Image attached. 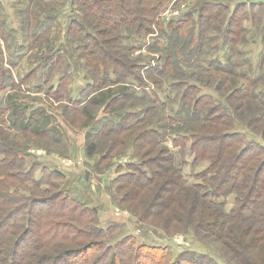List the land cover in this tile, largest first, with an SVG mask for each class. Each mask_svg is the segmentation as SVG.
Listing matches in <instances>:
<instances>
[{
	"label": "trees",
	"instance_id": "16d2710c",
	"mask_svg": "<svg viewBox=\"0 0 264 264\" xmlns=\"http://www.w3.org/2000/svg\"><path fill=\"white\" fill-rule=\"evenodd\" d=\"M66 1L72 11L66 41L73 43L89 81L83 98L66 100L60 109L64 115L71 112L83 118L82 130L86 142L90 141L85 145L87 155L104 153V161L130 147L133 159L117 164V178L110 183L117 204L163 237L189 233L213 245L220 262L188 249L174 254L167 246L139 243L124 233L109 242L117 227L101 228L97 210L62 188L61 172L43 169L36 180L31 168L24 169L25 157L3 145L0 264H264V73L253 78L239 72L230 60L223 66L220 61L206 65L197 59L202 50L218 51L222 44L228 45L230 54L242 56L237 47L251 34L242 24L247 21L254 28L259 22L254 9L259 5L200 0L197 12L180 13L163 23L162 14L172 0ZM225 12L229 15L223 21L224 30L208 37ZM54 13L51 10L42 20L29 21L25 11L23 23L33 43L57 28ZM1 24L0 29L5 25ZM164 24L171 31L170 36L161 35L165 43L152 36L154 26L161 30ZM251 35L264 38V21ZM147 38H153L147 53L158 54L154 66L143 63L142 53L134 57ZM186 39L194 47L179 49ZM213 40L223 43L213 49L205 46ZM165 70H171L168 87L176 93L182 119L181 124L169 119V141L166 134L148 127L155 107L147 104L149 90L144 89L143 80V73L161 76ZM152 83L159 87L158 82ZM17 86L0 61V92ZM45 86L55 102L64 101L67 92L60 82L53 88L46 80L36 90ZM202 89L215 90L220 97ZM5 101V108L0 101V118L3 122L8 114V129H21V125L30 129L31 124L9 119L16 110L23 113L24 105L8 96ZM117 101L121 110L124 101L145 107L118 114L119 109H111ZM90 106L108 114L96 118ZM46 126L47 120L36 127L35 134L53 137L57 128ZM249 134L262 143L249 140ZM199 163L207 166L195 175L200 182L191 184L182 168ZM229 196L234 202L226 210Z\"/></svg>",
	"mask_w": 264,
	"mask_h": 264
},
{
	"label": "rangeland",
	"instance_id": "374dc122",
	"mask_svg": "<svg viewBox=\"0 0 264 264\" xmlns=\"http://www.w3.org/2000/svg\"><path fill=\"white\" fill-rule=\"evenodd\" d=\"M32 1V3L28 4L25 2L15 3L10 6L9 10H7L8 6H5L0 12V26H2L1 22L5 24L0 29V61L2 66L8 70L13 82L18 84L15 90L6 89V91L0 92L1 107L5 108V103L3 102H6L7 96L15 99L17 103L21 102L25 107V111L22 113L20 110H16L13 118L9 117V119H14L15 124L19 120L22 123H26V125L31 124L30 129H26L22 125L21 129L17 127L8 129L6 126L8 114L3 122L2 118H0V147L5 145L7 148L14 149L17 153L19 151L20 155L25 157L24 169L31 168L34 172L33 177L36 180L41 179L43 169L48 168L51 171L61 172L64 178L62 188L67 190L82 204H87V206L97 210L98 222L101 228L106 229L112 225L117 227L112 232V241L109 242H114L115 239L119 238L118 235L124 233L135 236L139 243L167 246L174 254L188 249L210 255L220 262L218 259L221 255L213 245L198 241L189 233L177 234L172 238L163 237L159 233L148 229L145 224L140 223L129 211L117 204L115 200L117 194H115L110 183L117 178V172H119L117 164L126 159H133L131 157L132 150L129 147L124 153H113L104 161L102 159L104 153L103 155L99 153L92 156L87 155L85 145L90 143V141L86 142V131L82 130L83 118L71 112L64 115L63 110L60 109L64 106L66 100L83 98L87 91L85 88L86 82L89 81L83 62L77 58V53L74 51L73 43H67V38L65 37V30L69 24V18L72 16V11L66 5V0ZM221 1L229 4L230 0ZM200 3V0H172L162 14V18L166 20L163 23H166L171 18L179 17L180 13L197 12ZM24 8H26L27 15L29 14V21L34 17L42 20L48 16V13L50 14L51 10H54L55 13L51 16H55L58 19L57 28L55 27L54 31L33 43L32 38L30 37L29 39L27 37L30 29L28 30L29 32L25 29L23 23L25 17L22 18L24 15L21 16L20 14L21 11L25 14ZM254 13L259 16L257 19L259 22L253 24L254 28L247 21L242 24L250 30L251 34L263 24L264 6L256 8ZM165 14L166 16H163ZM170 14L174 17L168 18ZM228 15L229 13L227 12L222 14V20L217 25H213L215 28L211 32L209 31V34L207 33L208 37L218 34L216 32L217 29L219 31L224 30L223 21ZM159 29L160 27L155 25V34L152 36H157L156 39L158 41L163 40L165 43V39L161 38V35L170 36L171 31L166 27V24L162 25L161 30ZM251 34H247L246 42L237 47V52L239 51L242 56L230 54L228 45L223 46L221 40H213L205 42V46L213 49L215 46L222 44V47L218 51L215 49L214 51L202 50L197 59L206 65L220 61L223 66L226 65L227 60H230V62H235L239 66V72L258 78L260 74L264 73V38L260 39L255 35L251 37ZM151 39L153 38H147L140 44L142 48L135 52L134 57L142 53L145 57L143 63L154 66L158 54L156 52L148 54L145 49L151 43ZM179 46V49L184 48L186 50V48L193 45L191 46V43L186 39L181 41ZM170 73L171 70H165V73L161 76L143 73V80L147 83L144 89L149 90V93H147L149 95L146 100L147 104L149 103L155 107L154 118L151 119L148 127L158 129L161 133L166 134L168 141L172 134V129L170 131L168 126L170 124L169 119L174 118L177 122H180L179 124H181L182 120L181 115L178 113L179 104L175 97L176 93L175 91L171 92L168 87L171 81L169 80ZM64 74H69V77H66L65 81H61ZM46 80L47 85L53 88H57L59 82L62 84L64 91L67 92L64 95V101L55 102L51 93L47 94L46 92L48 86H45V88L40 87L36 90V87L38 88ZM154 81L159 83L158 88L152 83ZM151 91L155 92V96H152ZM137 93V96L142 94L141 90H138ZM202 93L210 94L217 98L220 97L219 93L216 94L215 90L211 89H202ZM121 105L125 109L121 110L120 102L118 101L111 109L117 108L119 109L118 114H122L127 109L136 112L137 109L145 107L144 104L137 101H124L121 102ZM89 111L96 114V118H100L103 113L108 114L107 111L104 112V109L98 106H90ZM46 120L47 128H57L55 135L50 138L35 134L37 132L35 131L36 127L44 124ZM174 123L176 124L175 121ZM101 124L98 122V126H101ZM100 129L102 128L100 127ZM248 139L262 143L258 137H253L250 134ZM135 161L137 162V160ZM189 161L191 160L189 159ZM206 166L207 163H199L196 166L187 165L182 168V174L185 175L189 183H199L200 181L195 175L204 170ZM225 202V208L229 210L233 206L234 197H227Z\"/></svg>",
	"mask_w": 264,
	"mask_h": 264
},
{
	"label": "crops",
	"instance_id": "0c3cea01",
	"mask_svg": "<svg viewBox=\"0 0 264 264\" xmlns=\"http://www.w3.org/2000/svg\"><path fill=\"white\" fill-rule=\"evenodd\" d=\"M32 0H0V12H1V10L2 9H4L3 7H5V6H8V9L7 10H9L10 9V6H12V5H14L15 3H18V2H21V3H26V4H28V3H30ZM243 2H250V3H256L257 5H259V6H264V0H230L229 1V4L231 5V6H233V5H236V4H239V3H243ZM228 3V2H227ZM258 6V7H259ZM27 7V6H26ZM258 7H256V8H258ZM255 8V9H256ZM25 9L26 8H24L23 9V11H25ZM255 9H254V11H255ZM25 13V12H24ZM20 14H21V16L22 15H24L23 13H22V11L20 12ZM22 18H24V16H22ZM79 201V200H78ZM84 204V203H83ZM85 205H87V204H85Z\"/></svg>",
	"mask_w": 264,
	"mask_h": 264
},
{
	"label": "built area",
	"instance_id": "2783aa9c",
	"mask_svg": "<svg viewBox=\"0 0 264 264\" xmlns=\"http://www.w3.org/2000/svg\"><path fill=\"white\" fill-rule=\"evenodd\" d=\"M176 14V13H175ZM175 14H173V15H175ZM163 16H166V14L165 15H163ZM169 17H174V16H172V14H170L169 16H168V18ZM122 162H126V160L125 161H122Z\"/></svg>",
	"mask_w": 264,
	"mask_h": 264
}]
</instances>
